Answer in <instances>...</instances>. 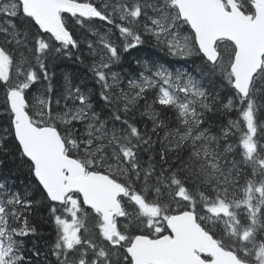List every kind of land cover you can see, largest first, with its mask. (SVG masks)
Returning <instances> with one entry per match:
<instances>
[{
  "label": "snow or ice",
  "instance_id": "obj_1",
  "mask_svg": "<svg viewBox=\"0 0 264 264\" xmlns=\"http://www.w3.org/2000/svg\"><path fill=\"white\" fill-rule=\"evenodd\" d=\"M96 20L110 27L101 32ZM77 27L96 39H76ZM0 37V150L14 141L35 181L23 192L0 181V264H26L18 237L36 233L25 213L37 203L51 205L57 264H264V0H0ZM145 37L172 57L195 54L196 75L144 61L125 90L111 68ZM82 45L106 116L67 75L52 100L49 62H83ZM214 77L231 92L223 107L239 115L219 134L204 127ZM38 81L47 87L30 98ZM157 89L142 113L152 127L141 128L132 112ZM154 105L175 109L177 127Z\"/></svg>",
  "mask_w": 264,
  "mask_h": 264
},
{
  "label": "trees",
  "instance_id": "obj_2",
  "mask_svg": "<svg viewBox=\"0 0 264 264\" xmlns=\"http://www.w3.org/2000/svg\"><path fill=\"white\" fill-rule=\"evenodd\" d=\"M117 22L119 21L117 20ZM95 24L102 25L103 30L110 27L105 22H101L99 20H96ZM74 32H75V38L78 40H81V37L85 34L87 35L88 38L90 36V39H96L95 37H92L91 34L88 33L86 30H82L78 27L74 28ZM113 32H115L116 37L119 36L118 31L115 30L114 28H113ZM138 50L139 49H133L127 53H122V56H121L122 60H120L119 63L114 64L111 69L118 70L123 65L124 74L121 76V78L126 77L125 74L127 75V72H128V71H125L126 68H128V70L132 69V71L138 69L137 63H134V60L136 57L134 58L132 56V53L137 54ZM159 54L161 55V52H159ZM76 55H83V62L77 60L75 55L72 58H60V59L49 62L48 70H49V73L52 75V84L54 88V95L52 96L53 102L55 101L57 96L62 94V89L59 83L61 84L63 80L65 81L64 76L67 75L69 79L71 80L72 84L82 85L85 91L91 90L92 95L95 96V99H93L92 101L94 108L95 106H104L105 102L101 100L100 95H99L100 87L96 86L97 84H96L94 75L92 76L91 73H89L90 72L89 67L91 66V63H92V57L87 55V46L82 45L80 48V51L76 53ZM192 57L193 59H188L190 68H191L192 61L193 63H197L200 65L201 62L197 58V56L195 55ZM145 58L148 59V57H145ZM164 62L170 65L173 64V63H170L169 59L165 57H164ZM179 62H182V61L180 60L177 63ZM137 73L138 72H135L134 75H136ZM57 76H59V78ZM220 82H222L221 78H220ZM45 87H47V82H42V81L36 82L31 87V91L28 92L29 97L31 98L32 96L35 95L32 92L33 90H37V92H39L42 88H45ZM225 87H226L225 92H222L219 95L216 94V96L213 92L208 91L211 95L216 97V101H215V106L213 110L206 114V117H205L206 122L204 123V127H211L212 132L216 134H219L220 127L222 125H227L229 120H237L239 118V115L235 110L227 111L223 107V105L228 102V98L231 95V92L229 91L228 87L226 85ZM123 88L125 89L124 86ZM157 91L158 90H147L145 97L138 100L137 105L132 112L133 117L135 118L136 121L139 122V126L141 128H143L146 124L147 127L151 129L152 122L151 120H149L147 115L139 119L138 114L136 112H143L147 104H152L156 96L155 93ZM5 101H6L5 89L2 86H0V134H3L2 130L8 126V116L5 113ZM260 102L264 104V99H261ZM154 107L156 108V110H159L162 112L161 118L165 119L166 123H168L170 128L177 127L175 109L164 108L163 106H159V105H154ZM107 114L108 112L106 113V115ZM258 115H259L260 121L264 123V108L260 109ZM163 134H164V130H161L159 132V135L163 137ZM261 135H264V133H261ZM153 139H156V137L154 136ZM261 143H264V140H261ZM159 148H160V145L157 144L155 146V151L158 152ZM174 155L175 154L173 153L172 156H170L169 158L172 159ZM184 155L186 156L187 153H184ZM144 159L146 160L147 156H145ZM156 159L157 161L159 160L158 155L156 156ZM249 174H250V170H249ZM4 180H7L13 186V190H19L21 192L25 191L27 185L35 184V181L29 175L26 165L22 164L19 158V153L16 151V148H15V142L12 140L8 141L6 150H0V181H4ZM29 191H31V189H29ZM32 199L34 201H39L40 200L39 193H35ZM49 207H51L50 204L37 203L31 211L25 213V216L30 226L36 229V233L35 234L29 233L27 236L18 237V239L23 241L25 255L28 254V257H30V260H31V264H41L40 256L37 257L32 251L34 246L40 250V255H42L43 252L41 250V247L43 246V244L47 242V246H49L50 242L52 241L51 235L54 232L53 229H55L54 227L55 223L53 222L52 218L49 215V212H48ZM173 207H175V205H173ZM19 224L21 226L23 225V218L21 219ZM262 236L264 237V232L258 233V239ZM47 255L48 257L50 256L49 254ZM25 258L27 259V257Z\"/></svg>",
  "mask_w": 264,
  "mask_h": 264
},
{
  "label": "rangeland",
  "instance_id": "obj_3",
  "mask_svg": "<svg viewBox=\"0 0 264 264\" xmlns=\"http://www.w3.org/2000/svg\"><path fill=\"white\" fill-rule=\"evenodd\" d=\"M96 1H99V0H96ZM113 2H115V0H113ZM129 2H131V0H129ZM95 25L100 26L98 24H95ZM98 29L101 31V28H98ZM103 31L104 30H102L101 32H103ZM189 31H190V29L187 30V28L185 27L184 32L185 33H188ZM85 36H87V35L86 34L83 35L81 37V40L84 39ZM89 38H90V36H89ZM0 40H2V37H0ZM135 49H139V50H138V53L137 54L132 53V56L134 58L136 57L135 60H134V63H138V61H139V64H141L142 66H144V62L143 61H145V57H148V59H149L148 62H149L150 65L151 64H157V65L158 64H163L165 67L169 68V70L170 71H173V72H175L177 70H179V71H185V70H187L188 72L192 73L193 75H196V70L200 66L199 64L193 63V62H192V64L190 63L191 64V68L189 66L188 59H193L192 56H195V54H193L190 57H187L183 61V63H177L181 59L170 56L167 53L166 50H162L160 47H158L155 44V41L152 40L149 37H145L144 38V42L141 45L137 46V48H135ZM152 51H155V52L152 53ZM159 52H161V55L159 54ZM21 53H23V55L26 56V57H28L29 59L31 58L32 62L34 63V59L31 56H29V53L27 52V49L21 48L19 50V52L17 53V55H20ZM152 55H154V57H152ZM164 57L167 58V59H169V60H175V61H172L174 63V65H170V64L164 63ZM125 71H128V72H127V75L125 74L126 77H122V86H124L125 87V90H127L128 89V84H127L128 79L129 78H133V77H137L134 74H135V72H138L139 73L140 71L138 69L132 71V69H129L128 70V68H126ZM89 73H91V75L93 76L92 72H89ZM57 77L59 78V76H57ZM197 78H199V77H197ZM224 84L225 83L220 82V77L212 78L211 82H209L208 80L205 81V87L207 88L208 91L213 92L215 94V96H216V94L219 95L222 92H225L226 87H225ZM59 85H60V87L62 89V93H63L64 87H65V81L63 80V82H61V84L59 83ZM76 85L77 84H73V86H76ZM96 86H99V85L97 84ZM32 92L35 95L38 93L37 90H33ZM146 93H147V91H146ZM33 94H31V95H33ZM57 95H58V93H57ZM93 99H95V96L92 95L91 102L93 101ZM63 103L64 102L61 101V105H63ZM120 106L122 107L123 105L121 104ZM94 110L97 111V112H103V114L105 116H106V113L108 112V108L106 107V105H104V106H95ZM136 113L138 114L139 119L145 117V115H142V113H145V110L143 112H136ZM78 127H79V125H78ZM231 158L232 157L229 156V159H231ZM25 257L30 258V257H28V254L25 255Z\"/></svg>",
  "mask_w": 264,
  "mask_h": 264
},
{
  "label": "flooded vegetation",
  "instance_id": "obj_4",
  "mask_svg": "<svg viewBox=\"0 0 264 264\" xmlns=\"http://www.w3.org/2000/svg\"><path fill=\"white\" fill-rule=\"evenodd\" d=\"M100 2V0L99 1H97V3H99ZM187 28V27H186ZM187 30H188V28H187ZM165 63V62H164ZM183 63V62H182ZM137 68H138V70L139 71H142L143 69H144V66H142L141 64H139V63H137ZM140 73V72H139ZM138 73V74H139ZM124 74V73H123ZM123 74H121V76L123 75ZM158 90V89H157ZM156 94V93H155ZM152 97V96H151ZM119 219V221H120V223H121V225L123 224V223H125V221H124V219L123 218H118ZM89 230H90V233L91 234H95L96 233V227H95V221L93 220V219H91V218H89L87 221H86V225H85ZM54 227H55V229H53L54 230V232H53V234H54V236H53V234L51 235V238H52V241L50 242V245L49 246H47V242L46 243H44L43 244V246L41 247V250H42V255H40V262H41V264H57V259H56V257L54 256V255H52L51 254V247H52V244L55 242V239H56V225H54ZM81 232L83 233V229L81 230ZM134 234H137V233H134ZM47 254H49L50 256L48 257V255ZM48 258H49V260H48ZM28 260H30V258H27L26 259V264H27V261ZM48 260V261H47Z\"/></svg>",
  "mask_w": 264,
  "mask_h": 264
},
{
  "label": "bare ground",
  "instance_id": "obj_5",
  "mask_svg": "<svg viewBox=\"0 0 264 264\" xmlns=\"http://www.w3.org/2000/svg\"><path fill=\"white\" fill-rule=\"evenodd\" d=\"M95 27L96 28H101V31L103 30V27H102V25H100V26H97V25H95ZM119 42V41H118ZM155 51H153V53H154ZM137 56V55H136ZM153 57H154V55H153ZM122 60V59H121ZM145 60L146 61H148V59L147 58H145ZM153 60V59H152ZM144 62V61H143ZM193 62V61H192ZM122 64V63H121ZM126 65V64H125ZM136 67V66H135ZM123 65L117 70V69H111L112 71H115V72H118V73H120V75L121 74H123L124 73V70H123ZM139 74L137 73L135 76H138ZM158 159V158H157ZM56 232V231H55ZM53 236H54V234H53ZM56 236V235H55Z\"/></svg>",
  "mask_w": 264,
  "mask_h": 264
}]
</instances>
